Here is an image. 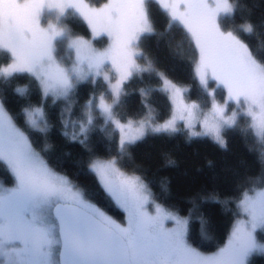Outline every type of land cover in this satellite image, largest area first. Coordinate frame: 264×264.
Masks as SVG:
<instances>
[{
	"label": "snow or ice",
	"instance_id": "obj_1",
	"mask_svg": "<svg viewBox=\"0 0 264 264\" xmlns=\"http://www.w3.org/2000/svg\"><path fill=\"white\" fill-rule=\"evenodd\" d=\"M153 3L169 17V29H183L191 48L193 77L201 91L212 99L216 91L225 92V104L238 106L231 120H223L203 134L213 136L223 146V130L236 125L246 107L247 115L253 121L259 120L264 135V59L257 58L241 38V32L254 34L251 21L222 30L221 18H231L235 11L230 0H109L100 8H91L83 0L56 5L46 4L45 0H0V50L12 61L0 68V76L30 74L39 81L45 97L67 100L78 83L100 76L101 69L111 61L119 74L115 84L104 77L111 85L112 102L106 103L101 97L97 106L95 98L90 99L85 105L86 119L78 125L79 135L86 136L93 124L91 112L97 107L106 123L121 134L122 150L143 139L149 130L176 132L174 121L152 127L147 121L129 120L124 124L116 119V108L123 103V85L137 74L155 73L163 82L162 90L173 99L180 98L186 90L158 72L151 61L147 66L136 63L137 58L147 59L136 51L138 41L155 32L150 16ZM53 7L62 13L65 8L75 9L93 33L112 39L111 46L97 51L86 40L72 39L68 47L76 53V64L62 67L57 60V43L62 42L58 38H64L65 33L51 24L41 27L43 10ZM85 47L88 51L82 56ZM212 83L216 87L209 93ZM17 91L23 93L24 89ZM213 107L220 113L225 110ZM37 114L41 109L32 113L33 126L37 125ZM69 126L75 129L77 124L69 120L64 127ZM64 135H69L67 130ZM77 135L72 131L70 138L75 141ZM0 161L14 177L12 187L0 185V264H248L253 252H264V245H258L254 235L257 229L264 232V181L259 188L243 193L239 206L246 219L234 226L227 245L206 256L187 242L186 220L164 212L159 205L154 214L149 210L152 202L138 176L125 175L115 160L95 162L90 170L97 175L104 193L128 214L125 225L113 220L85 192L47 165L3 103ZM166 220L173 221L174 226L166 227Z\"/></svg>",
	"mask_w": 264,
	"mask_h": 264
},
{
	"label": "trees",
	"instance_id": "obj_2",
	"mask_svg": "<svg viewBox=\"0 0 264 264\" xmlns=\"http://www.w3.org/2000/svg\"><path fill=\"white\" fill-rule=\"evenodd\" d=\"M100 6L108 0H87ZM235 11L231 18H224L225 30L238 28L251 21L255 25L252 35L240 33L255 56L264 59V0H230ZM155 32L144 35L138 42L143 57L138 64L154 68L166 75L177 86L186 88V100L199 105L201 112L210 109V96L201 91L193 77L191 48L182 28L169 29V17L156 3L150 5ZM66 37L57 43V58L63 63L72 61L68 52V38L92 39L86 22L75 12L68 11L60 21ZM98 48H105L108 40H94ZM11 59L0 51V68ZM211 86H215L214 83ZM24 89L23 93L17 89ZM163 82L155 73L135 75L124 85L116 108L120 122L147 121L153 124L170 119L173 108L168 94L162 90ZM144 90V94H141ZM217 100L224 103L225 92L216 91ZM108 86L102 79L78 83L69 99H44L39 81L29 74L0 76V102L22 130L33 148L47 165L85 192L108 216L125 221L124 211L108 197L90 165L96 160H115L126 174L138 176L147 186L154 202L168 212L188 220V240L199 252L209 254L222 248L234 224L243 217L239 202L250 188H259L264 181V139L254 132L249 117L241 115L236 125L226 128L222 137L224 145L209 137H191L187 131L176 133L149 132L136 143L119 147L120 134L96 108L92 111L93 124L86 136L72 140V131L79 130V123L86 119L85 105L105 97L111 101ZM42 108L45 117L43 130L28 121L27 113ZM69 120L77 124L73 129ZM69 135L65 136V131ZM82 141V142H81ZM0 180L13 185V176L0 162ZM259 235L261 233L259 232ZM264 240V237H260ZM248 264H264V254H254Z\"/></svg>",
	"mask_w": 264,
	"mask_h": 264
},
{
	"label": "rangeland",
	"instance_id": "obj_3",
	"mask_svg": "<svg viewBox=\"0 0 264 264\" xmlns=\"http://www.w3.org/2000/svg\"><path fill=\"white\" fill-rule=\"evenodd\" d=\"M68 2V0H45V3L46 4H52V5H56V4H59V3H67ZM76 2H79V0H76ZM109 2V0L108 1H106L105 3H103L102 5H100V6H94V5H91V4H89L88 3V1L87 0H83V3L84 4H87L89 7H91V8H100V7H103V5L104 4H106V3H108ZM68 11H73V12H75L76 14H78L82 19H83V17L79 14V12H77L75 9H68V8H65L64 10H63V13L61 12V10L59 9V8H56V7H53L51 10H49L48 8H45L44 10H43V12H42V14H41V27L42 28H47L48 27V25L49 24H51V25H54L58 30H62L64 33H65V37H66V32L64 31V29H62L61 28V26H60V21L62 20V18L66 15V13L68 12ZM224 19V17H222L221 18V27H222V30H225L224 29V27H223V25H222V20ZM84 20V19H83ZM85 21V20H84ZM86 22V21H85ZM86 24H87V22H86ZM88 25V24H87ZM88 27H89V29H90V31H91V33H92V39H90V40H88V39H84V38H81V37H74V38H68V43L70 42V40H72V39H77V38H80V39H83V40H86V41H88V43L91 45V47L93 48V49H95V50H97V51H104V50H106L107 48H109L110 46H111V44H112V39L111 38H109L106 34H102V35H97V34H95V33H93V31H92V29H91V27L88 25ZM145 35H147V34H145ZM64 37V38H65ZM100 37H105V38H107V40H108V45L105 47V48H98L95 44H94V40L95 39H97V38H100ZM59 40L60 39H63V38H58ZM139 42V41H138ZM68 43H67V49H68V52L69 53H71L72 54V61L71 62H69V63H63V61H61L60 59H58L57 58V60H58V62L61 64V66L62 67H67V68H72L73 67V65H75L76 64V53H75V51L74 50H71V49H69V47H68ZM0 51H2V50H0ZM58 51V50H57ZM87 51H88V49H87V47H85L84 48V50L82 51V56H86V54H87ZM136 51H138V52H140L139 51V48H137L136 49ZM12 63V62H11ZM10 63V64H11ZM136 63L138 64V58H137V60H136ZM87 61L85 60L84 61V71H85V74H87V71H88V69H87ZM8 65H6V66H4V67H7ZM4 67H2V68H4ZM18 74V73H17ZM25 74H27V73H25ZM30 75V74H29ZM105 76H107V77H109V80L111 81V84H115L116 83V81L119 79V74L116 72V70H115V68L112 66V64H111V61H108L107 62V66L106 67H104V68H102L101 69V74H100V76H95V75H93L90 79H92V80H96V79H102L106 84H107V86H108V90H109V92H110V88H111V85L109 84V81L108 80H105L104 79V77ZM8 78V77H7ZM85 81H87V80H85ZM85 81H82V82H85ZM81 83V82H80ZM125 83H127V81H125ZM125 83H124V85H125ZM124 85H123V89H124ZM41 86V85H40ZM215 87L216 86H211V84H210V86H209V88H208V92L209 93H211L212 91H213V89H215ZM41 89H42V86H41ZM184 89H186V88H184ZM186 91H187V89L182 93V96L180 97V98H175V99H173L172 97H171V95H170V93H168V92H166L167 94H168V96H169V98H170V100H171V103H172V108H173V112H172V115H171V117H170V119H168L167 121H165L164 123H159V124H153V123H150V122H148V123H150L151 124V126L152 127H156V126H158V125H162V124H165V123H167V122H169V121H174V125H175V127L178 129L176 132H178V131H180V130H185V131H187L188 132V134L191 136V137H200V136H206V137H209V138H211L212 140H214L215 142H216V140H215V138L213 137V136H211V135H204L203 133H205L206 131H207V129L208 128H211V127H213V126H215L216 124H218V123H222V121L223 120H231V118H232V116H233V113L234 112H236L237 111V109H238V106L235 104V103H232V104H229V105H226L225 104V101H224V103H222L221 101H219V100H217V97H216V94H217V92H215V98L214 99H212L211 97V101H212V104H211V107H210V109L208 110V111H206V112H201V110H200V107H199V105H197V107H195V108H185L184 106L185 105H187V106H191L192 104H195V103H191V102H188L187 100H186V97H185V95H186ZM43 92V91H42ZM44 96V95H43ZM51 97H53L54 99H56V100H59V99H63V98H57V97H54V96H51ZM46 97L44 96V99H45ZM103 99H104V101L106 102V103H111L112 102V100L111 101H109V100H107L105 97H103ZM100 100H101V97L100 98H98L96 101H95V103L97 104V106L99 105V103H100ZM225 100H226V93H225ZM1 103V102H0ZM213 105H218L220 108H224L225 110H224V112L223 113H220V112H217L215 109H214V107H213ZM39 109H41V114H37L36 116H35V119L37 120V125L36 126H33L32 125V123H31V120H32V113H33V111L35 110H31V111H29L28 113H27V116H28V121H29V123L31 124V126H33L34 128H36V129H41V130H43V127L45 126V117H44V113H43V109L42 108H39ZM97 109H98V111H99V108L97 107ZM100 112V111H99ZM9 115V114H8ZM91 115H92V112H91ZM241 115H244V116H247V117H249V119L251 120V125H252V128H253V130H254V132H255V134L260 138V139H264V135H261V132H260V128H259V120H257V121H253L252 120V118L250 117V116H248L247 115V108L245 107L244 109H242L241 110V114L239 115V116H241ZM238 116V117H239ZM104 117V116H103ZM238 117H237V119H238ZM105 118V117H104ZM14 122V121H13ZM122 123V122H121ZM128 122H124V124H127ZM115 127V126H114ZM118 130V129H117ZM224 131V130H223ZM119 132V131H118ZM149 132H152L151 130H149L147 133H149ZM176 132H168V133H176ZM77 133H78V135L77 136H80L79 135V130L77 131ZM147 133H146V135H147ZM194 133H200V135H193ZM223 133V132H222ZM120 134V133H119ZM145 135V136H146ZM144 136V137H145ZM143 137V138H144ZM120 138H121V134H120ZM139 141V140H138ZM30 142V141H29ZM216 143H218V142H216ZM219 144V143H218ZM121 149V148H120ZM122 150V149H121ZM41 156V155H40ZM42 157V156H41ZM43 158V157H42ZM43 160H44V158H43ZM45 161V160H44ZM108 161H111V160H96V161H94L93 163H95V162H100V163H106V162H108ZM0 162H2V161H0ZM46 162V161H45ZM3 164H4V162H2ZM116 167L121 171V172H123L118 166H117V164H116ZM53 170V169H52ZM10 171V170H9ZM54 171V170H53ZM54 172H56V171H54ZM57 173V172H56ZM124 173V172H123ZM12 174V173H11ZM59 174V173H58ZM125 175H127V176H133V175H128V174H126V173H124ZM60 175V174H59ZM13 176V175H12ZM97 176V175H96ZM13 180H14V177H13ZM144 185H145V183H143ZM0 185H3L5 188H10V187H8V185H6L3 181H1L0 180ZM13 185H14V182H13ZM12 185V186H13ZM11 186V187H12ZM146 188H147V186H146ZM146 194L149 196V200L152 202L151 203V206H150V211L154 214L155 213V207L157 206V205H159L158 203H156V202H154L153 201V199H152V197H151V194H150V192H149V190H148V188H147V192H146ZM115 202V201H114ZM116 203V202H115ZM117 204V203H116ZM118 205V204H117ZM160 207H161V209L164 211V212H167V213H170V212H168L166 209H164L161 205H159ZM118 207H120L123 211H124V213H125V221L124 222H119V221H117L116 219H114V218H112L113 220H115L117 223H120V224H122V225H125L126 224V220H127V212L125 211V209L124 208H122L120 205H118ZM241 211H242V213H243V217L240 219V220H238L235 224H234V226L238 223V222H241V221H243V220H245L246 219V214L243 212V209L241 208ZM170 214H172V213H170ZM172 215H174V214H172ZM175 216H177V215H175ZM177 217H179V216H177ZM179 218H181V217H179ZM182 219H184V220H186L187 221V227H188V220L186 219V218H182ZM165 226L166 227H173L174 226V222L173 221H168V220H166L165 221ZM234 226H233V228H232V230H231V233H230V235H229V238H228V240H227V242H226V244L222 247V248H224L226 245H227V243H228V241H229V239H230V237H231V235H232V232H233V229H234ZM259 232L261 233V235H259ZM255 235V238H256V242H257V244L258 245H264V240L262 241V240H260V237L262 236V237H264V232H261L259 229H257L256 230V233L254 234ZM186 240H187V242L189 243V245L191 246V247H193L191 244H190V242H189V240H188V231H187V234H186ZM194 248V247H193ZM195 249V248H194ZM221 249V248H220ZM219 249V250H220ZM196 250V249H195ZM218 250V251H219ZM197 252H199L198 250H196ZM218 251H216V252H213V253H209V254H205V253H201V252H199V253H201L202 255H206V256H211V255H214L215 253H217ZM260 253H263L264 254V252H260V251H255V252H253V254L249 257V259L254 255V254H260Z\"/></svg>",
	"mask_w": 264,
	"mask_h": 264
},
{
	"label": "flooded vegetation",
	"instance_id": "obj_4",
	"mask_svg": "<svg viewBox=\"0 0 264 264\" xmlns=\"http://www.w3.org/2000/svg\"><path fill=\"white\" fill-rule=\"evenodd\" d=\"M12 185H9L8 187H11Z\"/></svg>",
	"mask_w": 264,
	"mask_h": 264
},
{
	"label": "water",
	"instance_id": "obj_5",
	"mask_svg": "<svg viewBox=\"0 0 264 264\" xmlns=\"http://www.w3.org/2000/svg\"><path fill=\"white\" fill-rule=\"evenodd\" d=\"M53 215H54V211H53Z\"/></svg>",
	"mask_w": 264,
	"mask_h": 264
}]
</instances>
